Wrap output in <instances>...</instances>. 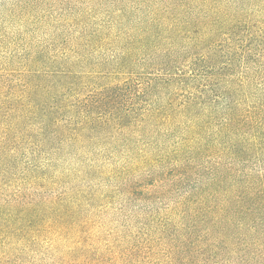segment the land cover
<instances>
[{"label":"trees","instance_id":"obj_1","mask_svg":"<svg viewBox=\"0 0 264 264\" xmlns=\"http://www.w3.org/2000/svg\"><path fill=\"white\" fill-rule=\"evenodd\" d=\"M0 264H264V0H0Z\"/></svg>","mask_w":264,"mask_h":264},{"label":"rangeland","instance_id":"obj_2","mask_svg":"<svg viewBox=\"0 0 264 264\" xmlns=\"http://www.w3.org/2000/svg\"><path fill=\"white\" fill-rule=\"evenodd\" d=\"M256 7V6H255ZM257 8L258 7H256V8H252L254 11L255 10H257ZM260 9V8H259ZM120 78V77H119ZM118 78L117 77H115V78H111V79H102V80H98V83H108V82H114V81H116Z\"/></svg>","mask_w":264,"mask_h":264}]
</instances>
